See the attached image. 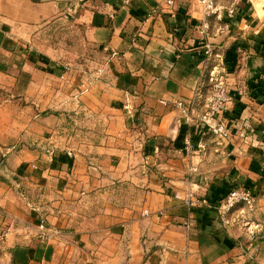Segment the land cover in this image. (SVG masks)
Returning a JSON list of instances; mask_svg holds the SVG:
<instances>
[{
  "label": "crops",
  "instance_id": "crops-1",
  "mask_svg": "<svg viewBox=\"0 0 264 264\" xmlns=\"http://www.w3.org/2000/svg\"><path fill=\"white\" fill-rule=\"evenodd\" d=\"M218 1L235 18L203 33L199 0H0V264H264V6ZM61 20L97 55L85 92L79 66L64 74L38 44ZM216 66L249 86L225 110L226 148L176 106L202 111ZM236 187L257 205L222 216ZM190 189L211 204H185Z\"/></svg>",
  "mask_w": 264,
  "mask_h": 264
},
{
  "label": "built area",
  "instance_id": "built-area-1",
  "mask_svg": "<svg viewBox=\"0 0 264 264\" xmlns=\"http://www.w3.org/2000/svg\"><path fill=\"white\" fill-rule=\"evenodd\" d=\"M171 2L172 0H169V3ZM199 3L202 6L205 16V20L202 23L203 33L210 28V17L226 18L229 22L235 18L236 7L234 5L226 7L219 3L218 0H199ZM203 47L207 59L212 58L215 52L213 44L207 41L203 44ZM208 82L210 84V91L205 99L202 111L195 112L194 101L188 103L178 101L176 106L182 111L188 122H193L194 119H197L199 123L213 135L216 144L222 148H226L233 139L234 126L233 122L225 118V110L230 103L236 99H241L240 97L249 92V86H235V88H233L226 80L225 74L221 72L217 66L210 71ZM234 92L236 94H234ZM251 132H255L254 128L251 129ZM241 135L246 136L247 134L245 135L241 132ZM181 199L189 206H208L211 204L206 197L197 195L192 189L188 190ZM256 202V197L250 189L236 187L231 189L224 200L218 203L217 208L222 216H226L239 205H244L248 210L252 211L255 209ZM146 213H148V211H146ZM37 231L41 237L47 239H51L58 234L57 230L51 229L44 217L40 219ZM9 233L10 226H0V247L5 242Z\"/></svg>",
  "mask_w": 264,
  "mask_h": 264
},
{
  "label": "rangeland",
  "instance_id": "rangeland-1",
  "mask_svg": "<svg viewBox=\"0 0 264 264\" xmlns=\"http://www.w3.org/2000/svg\"><path fill=\"white\" fill-rule=\"evenodd\" d=\"M250 2L251 5L254 7L256 6L257 9H261L264 6V0H251ZM68 23V21L61 20L59 24L56 23L53 26L44 27L38 44L56 45L53 47L54 57L56 58L54 60L56 65L59 64L62 67L61 71H63L64 74L69 73L71 69L79 66V73H81L82 78L85 79L84 82H81L79 91L85 92L89 89L90 81L100 75L99 70H97L98 58L93 48L82 44L74 31L75 28ZM64 112L65 118L63 122L67 129H69V127L71 129L72 127H79L81 130L84 129L80 124L82 122L81 119L77 117L78 115H76L74 111L66 109ZM76 140L80 142L82 139L77 135ZM46 153L49 155L52 152L46 151Z\"/></svg>",
  "mask_w": 264,
  "mask_h": 264
},
{
  "label": "trees",
  "instance_id": "trees-1",
  "mask_svg": "<svg viewBox=\"0 0 264 264\" xmlns=\"http://www.w3.org/2000/svg\"><path fill=\"white\" fill-rule=\"evenodd\" d=\"M253 87L258 90V93H257L258 97L261 96V98L264 99V87L261 85H257V86L254 85Z\"/></svg>",
  "mask_w": 264,
  "mask_h": 264
}]
</instances>
